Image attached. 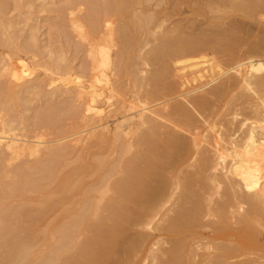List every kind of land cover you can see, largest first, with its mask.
<instances>
[{
  "label": "bare ground",
  "instance_id": "6f19581e",
  "mask_svg": "<svg viewBox=\"0 0 264 264\" xmlns=\"http://www.w3.org/2000/svg\"><path fill=\"white\" fill-rule=\"evenodd\" d=\"M13 1L0 264H264V0H63L79 67L28 22L55 0Z\"/></svg>",
  "mask_w": 264,
  "mask_h": 264
},
{
  "label": "rangeland",
  "instance_id": "374dc122",
  "mask_svg": "<svg viewBox=\"0 0 264 264\" xmlns=\"http://www.w3.org/2000/svg\"><path fill=\"white\" fill-rule=\"evenodd\" d=\"M8 1H9V5H8L9 7H8V10H6V16H8V17H17L18 7L15 5V2L13 0H8ZM38 2H39V0H34V3H38ZM61 4L64 5L65 2L63 0H55V2H49L48 5H47V9H45V10L44 9H40L38 6H34V7L30 8V10L32 11V14H31L32 18H30L28 20V22L30 24L33 23V24L38 26L36 34H37L38 39L40 40L41 44H45V43L49 44L50 43L51 44L50 46L52 47V45H53V48H55V49H60V50L63 49L64 50L63 52L66 54V56L68 55V57L70 58L71 62L74 64V66L75 67H79V65H80V63L82 61V58L85 57V53H84V51L82 49H79L78 46H76V41H75L76 40V36H74V33L73 32H71L70 34L67 33L68 34L67 35L66 32H62L63 30L58 29L55 26H53V27L49 26L50 25L49 22H53L54 21V23H55L56 20H58L59 17L57 15L56 7H58ZM21 9L25 10V9H27V7H23ZM167 10L171 11L173 9L171 7H167ZM64 14L67 15L66 12ZM183 14H185V15H191L192 14L191 11L189 10V7H186V6L183 5L182 6V11L181 12H173L172 16L167 20V22H169V21H171V20H173L175 18L181 17ZM234 15L236 16L235 19L238 22L243 23L244 25H246V27H249L254 33H256L258 31L259 25H257L256 23H254L252 21L244 19L238 13H234ZM198 22H200V23L203 22L204 23V18L200 16L199 19H198ZM22 24L23 23L21 22V25ZM25 27H27V26H25ZM55 38H57V39H55ZM69 41H71V43ZM59 42H60V44H59ZM62 43H63V46H62ZM64 47H65V49H64ZM6 50H7V46L3 45V44H0V52H6ZM44 57H46V56H44ZM62 99H63L62 96H57L55 98L42 97L39 100L36 99V98L35 99L33 98L34 106H33V103H32V107L33 108H32V110H30L28 112V114L29 113H33V114H30V116H29L30 122L32 123L33 119L35 120V117H34L35 113L34 112L37 109H41L42 107H43L42 109H45V107H47V105H49V104L57 105L59 103H60L59 107H64L63 105H65L66 103L63 102L64 99L63 100ZM38 104H40V105H38ZM61 104H63V105H61ZM31 123L28 125L29 131H30L29 134L33 133V125ZM41 130H44L45 132L48 131L47 135H49V134L52 135V133H53L52 131L49 132V127L48 126L47 127L46 126L42 127Z\"/></svg>",
  "mask_w": 264,
  "mask_h": 264
}]
</instances>
